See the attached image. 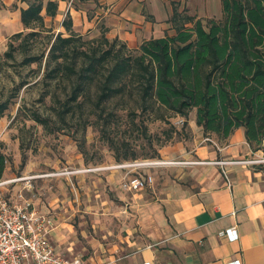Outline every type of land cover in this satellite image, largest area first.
<instances>
[{
  "label": "trees",
  "instance_id": "16d2710c",
  "mask_svg": "<svg viewBox=\"0 0 264 264\" xmlns=\"http://www.w3.org/2000/svg\"><path fill=\"white\" fill-rule=\"evenodd\" d=\"M20 1L25 3L19 7L20 22L28 30L24 36L49 34L44 77L65 84L58 117L89 105L88 116L105 128L119 116L120 102L132 120L145 112L164 118L159 113L164 109L185 124L195 109V123L205 136L224 141L241 127L252 149H264V0H222V17L205 22L173 3L168 21L174 32L137 47L108 38L103 25L97 37L84 38L72 29L69 13L61 23L66 34L49 33L44 18L55 16L58 0ZM45 50L24 62L40 64ZM6 107L0 105V116ZM38 114L33 112V118L42 120ZM131 158L115 155L117 161ZM6 162L0 150V179Z\"/></svg>",
  "mask_w": 264,
  "mask_h": 264
},
{
  "label": "crops",
  "instance_id": "0c3cea01",
  "mask_svg": "<svg viewBox=\"0 0 264 264\" xmlns=\"http://www.w3.org/2000/svg\"><path fill=\"white\" fill-rule=\"evenodd\" d=\"M174 1L197 17L222 13V0H58L55 16L44 19H58L57 31L65 33L61 23L69 13L75 32L95 35L103 25L108 38L117 37L137 47L145 39L174 32L168 21ZM205 138L209 139L202 137L189 150L181 149L183 157L205 162L192 163L178 180L153 189L154 194L145 188L124 190L119 182L118 217L124 221L126 235L117 242L103 244L82 228L79 233L71 220L75 213L66 208L55 210L59 197L52 195L46 203L37 195L27 198L52 217L50 233L56 251L67 257L80 255L83 264H223L237 260L264 264V163L213 162L249 158L262 149L250 147L241 127L219 144L212 138L213 144L204 143ZM20 184L10 186L20 188ZM96 196L89 201L81 198L84 204H94L92 217L97 216L96 205L103 202ZM231 226L238 234L235 239L220 234ZM79 234L86 237L85 245L78 240Z\"/></svg>",
  "mask_w": 264,
  "mask_h": 264
},
{
  "label": "rangeland",
  "instance_id": "374dc122",
  "mask_svg": "<svg viewBox=\"0 0 264 264\" xmlns=\"http://www.w3.org/2000/svg\"><path fill=\"white\" fill-rule=\"evenodd\" d=\"M176 2L181 4L180 1ZM21 6H25V3L20 0H0V105L7 106L0 116V150L7 157L2 178L35 175L29 179L31 186L23 190L25 197L37 195L45 203L47 198L59 197L55 210L66 208L68 213H75L71 220L79 233L82 228L98 242H117L126 235L124 221L118 217V185L127 177L124 171L112 175L111 170L105 169L53 176L38 175L107 165L117 161L116 153L120 157L127 154L133 155L134 159H153L158 162L153 166L130 171V174L146 179L144 190L154 194L153 189L157 191L166 181L178 180L180 172L192 165L190 161L194 158L183 157L181 154L184 148L189 150L205 136L195 123V109L189 112L185 124L183 118L180 121L179 115L164 109L159 110V113L165 114L164 118L147 116L145 112L132 120L120 102L119 116L105 128L88 116L91 112L89 105L64 119L58 117L57 110L65 97V84L44 77L49 34L41 31L35 36H24L28 30L23 28L19 19ZM198 17L205 22L211 17L220 19L222 13ZM45 26L52 29L49 33L58 32V19L45 21ZM21 30V36H11ZM82 35L84 38L98 36L88 32ZM44 50L40 64L24 62L25 57L40 56ZM113 106L115 108V104ZM35 111L42 120L33 118ZM207 137L218 144L221 142L213 135ZM209 139L205 138L203 142L213 144ZM261 153L264 154V149L258 154ZM148 176L152 178L150 182H147ZM19 183L22 185L23 181ZM17 189V185L10 186L7 194L15 193ZM93 196L102 197L103 201L96 205V217L90 216H94L91 213L94 204L81 202L82 197H87L89 201ZM42 208L46 209L45 206ZM78 213L84 215L78 217ZM78 240L83 245L87 243L86 237L81 234Z\"/></svg>",
  "mask_w": 264,
  "mask_h": 264
},
{
  "label": "built area",
  "instance_id": "2783aa9c",
  "mask_svg": "<svg viewBox=\"0 0 264 264\" xmlns=\"http://www.w3.org/2000/svg\"><path fill=\"white\" fill-rule=\"evenodd\" d=\"M180 121H182L181 117ZM190 162L205 161L192 160ZM213 162L221 165L228 162L263 164L264 154H256L245 159H220ZM157 163L153 159H130L77 170L47 172L38 176H53L76 171L121 170L127 176L123 178L122 188L132 191L144 188L146 179L130 174V171ZM34 176L18 175L0 179V264H83L81 256L67 258L56 251L50 233L53 225L52 217L37 209L31 200L23 195V190L31 186L29 179ZM151 180V176H148L147 182ZM20 181H23L22 186L18 187L13 196L8 195L9 186ZM220 234H227L230 239H235L238 235L235 226L221 230ZM99 264H108V262ZM223 264L241 263L237 260Z\"/></svg>",
  "mask_w": 264,
  "mask_h": 264
}]
</instances>
